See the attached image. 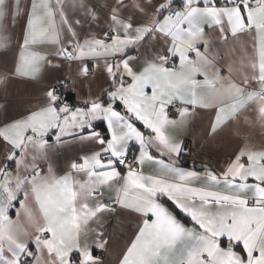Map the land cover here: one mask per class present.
<instances>
[{
    "label": "snow or ice",
    "instance_id": "1",
    "mask_svg": "<svg viewBox=\"0 0 264 264\" xmlns=\"http://www.w3.org/2000/svg\"><path fill=\"white\" fill-rule=\"evenodd\" d=\"M65 65L13 109L10 86ZM0 100V264H264V0H0ZM202 110L211 138L246 135L219 170L179 166Z\"/></svg>",
    "mask_w": 264,
    "mask_h": 264
},
{
    "label": "crops",
    "instance_id": "2",
    "mask_svg": "<svg viewBox=\"0 0 264 264\" xmlns=\"http://www.w3.org/2000/svg\"><path fill=\"white\" fill-rule=\"evenodd\" d=\"M101 4L104 3V0H99ZM72 19H76V17H72ZM106 27L103 23V17L101 16L100 20L89 23L87 20L82 19V23L77 27V31L81 34V38H83L84 33L90 32L95 33L97 36L101 35V28ZM22 37L20 36L18 31H14L11 37V48L15 49L14 52L9 54V59L13 56L18 55L19 48L18 43ZM128 56H141L143 52L138 50L135 47H130L127 50ZM178 63V61H176ZM61 63L60 60L54 59L53 65ZM63 75L68 74V68L65 65L61 69H57L53 66H46L42 72V79L40 82H25V83H17L15 85L10 86L9 88V98L12 99V94L14 93L16 97L19 99L12 100L13 109L18 108L21 103H23L24 99L28 96H38L43 88V84L47 83H56L59 79L62 78ZM126 80L130 82V78L126 77ZM103 76L100 75L96 78V84L92 87V92L99 93L100 88L97 85L106 87L107 85L102 84ZM67 92L71 93L72 99L74 100V106L82 105V98L87 95L88 89L85 88L82 91L79 87H73L71 81H69V86L66 87ZM150 91V90H149ZM34 102V101H33ZM4 101L0 100V104H3ZM118 110H122V105H119L117 102ZM201 118L196 119L190 126L182 130L178 133L179 138L183 142L184 152L181 154L179 166L194 171H203V166L207 165L210 168L219 170L223 168L224 162L228 160L234 152H237L240 147L243 146V142L246 139V135L243 130L237 133L232 128L226 129L223 133L217 136L215 139L211 138L208 135V121L207 116L205 115V110H202L200 113ZM98 122V121H97ZM96 122V123H97ZM137 127H139L142 131H147L143 129V125L137 121ZM54 135V133H53ZM261 134L259 131H256L253 134V139L256 142H259L261 139ZM139 148L138 145L133 141L130 142L128 153L130 154H138ZM59 157L58 165L60 169H64L65 167V157L71 156L72 152L68 153H58ZM62 174V173H61ZM23 197L21 196V199ZM162 202L166 204V206L172 208L178 215V218L182 220L187 226H192V222L189 217L181 213L178 209H175V206L171 201L167 199V197H161ZM19 208V202H15L13 208L9 210V213L13 219L16 217V209ZM178 211V212H177ZM113 222L108 218H105L104 221V230L105 232L111 231V224ZM128 232L129 229L125 227L123 230V239L120 240L119 244L113 242L112 250L109 254V259L114 260L116 255L119 253L120 248L124 243L128 242ZM239 250V249H237ZM97 253V249H95ZM75 256V254H74Z\"/></svg>",
    "mask_w": 264,
    "mask_h": 264
},
{
    "label": "built area",
    "instance_id": "3",
    "mask_svg": "<svg viewBox=\"0 0 264 264\" xmlns=\"http://www.w3.org/2000/svg\"><path fill=\"white\" fill-rule=\"evenodd\" d=\"M57 91H58V93H62V95H63V97L64 98H66L67 99V101L70 103V104H73L74 105V101L72 100V99H69L68 97H67V88H60L59 87V85H58V87H57ZM173 113H175V108H172V110H171ZM129 155V158L131 159V158H133V154H128ZM101 250L100 249H97V254L100 252ZM74 258H75V256H74Z\"/></svg>",
    "mask_w": 264,
    "mask_h": 264
},
{
    "label": "trees",
    "instance_id": "4",
    "mask_svg": "<svg viewBox=\"0 0 264 264\" xmlns=\"http://www.w3.org/2000/svg\"><path fill=\"white\" fill-rule=\"evenodd\" d=\"M67 97L69 98V99H72V96H71V93L70 92H67ZM73 100V99H72ZM74 101V100H73ZM74 104H75V102H74ZM97 126L98 127H101L102 126V122L101 121H98L97 123ZM128 154H130V153H128ZM178 212V211H177Z\"/></svg>",
    "mask_w": 264,
    "mask_h": 264
}]
</instances>
